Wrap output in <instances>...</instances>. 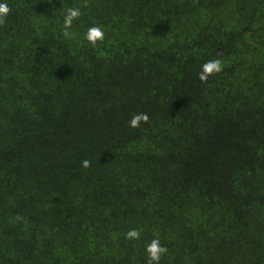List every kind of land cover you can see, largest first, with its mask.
Listing matches in <instances>:
<instances>
[{"label": "trees", "instance_id": "1", "mask_svg": "<svg viewBox=\"0 0 264 264\" xmlns=\"http://www.w3.org/2000/svg\"><path fill=\"white\" fill-rule=\"evenodd\" d=\"M0 3V264H264V0Z\"/></svg>", "mask_w": 264, "mask_h": 264}, {"label": "clouds", "instance_id": "2", "mask_svg": "<svg viewBox=\"0 0 264 264\" xmlns=\"http://www.w3.org/2000/svg\"><path fill=\"white\" fill-rule=\"evenodd\" d=\"M84 6H87L86 0ZM10 12L11 9L7 3H0V26L4 25ZM81 14L82 13L79 7H71L66 10L62 30V35L65 39L72 38L73 33L69 31V29L72 28L73 21L78 20ZM85 38L90 45L95 47L98 42H102L104 40V30L100 26L89 27L85 34ZM223 67V62L220 59L206 61L201 65V71L197 74L198 79L201 81V83H206L210 76L222 72ZM148 121L149 116L147 113H137L130 118L129 127L139 128L141 123H148ZM81 166L84 168H89L91 166V161L85 159L81 161ZM17 219L19 220L21 217H17ZM140 234L141 233L139 229H130L125 234V238L128 240H138L140 238ZM145 250L148 256V264H159L161 258L168 253L167 247L162 246L158 238L152 239L146 246Z\"/></svg>", "mask_w": 264, "mask_h": 264}]
</instances>
